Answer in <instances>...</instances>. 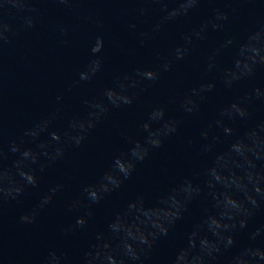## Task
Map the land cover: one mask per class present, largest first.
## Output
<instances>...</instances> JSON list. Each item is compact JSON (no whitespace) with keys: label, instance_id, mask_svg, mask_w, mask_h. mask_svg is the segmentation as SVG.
Segmentation results:
<instances>
[{"label":"clouds","instance_id":"9594fccd","mask_svg":"<svg viewBox=\"0 0 264 264\" xmlns=\"http://www.w3.org/2000/svg\"><path fill=\"white\" fill-rule=\"evenodd\" d=\"M57 2L69 6L73 0ZM136 2L141 5L136 9L140 16L151 12L143 6L146 4H159L164 13L152 25L151 31L139 32L140 45L143 46L152 39V33H160L168 24L188 17L203 3H216L217 0ZM245 2L249 0H223L228 5ZM30 4L31 0H0V50L18 35L13 25L4 19L5 14H11L13 9L17 13L36 12L37 9ZM169 4L175 6L169 8ZM239 10L237 7L214 8L212 15L183 35V43L172 49L170 57L161 56L155 66H141L130 73L116 74L100 96L82 98V110L72 115L65 127H54L61 118V109L57 108L25 129L18 139L11 140L8 151L0 143V210L6 204L19 202L29 188H38L43 175L64 161L70 149L81 148L112 109L134 105L147 86L160 81L176 62L186 60L192 47L207 40L210 32H223L231 16ZM22 21L24 29L35 26L32 15H24ZM98 23L102 24L101 21ZM137 27L135 23L129 25L132 30ZM66 31L61 29V32ZM105 43L104 36H95L88 49V58L78 69L76 79L67 86L68 92L92 82L102 72ZM225 55L229 57L228 63L222 62ZM259 69H264V23L240 37H229L211 49L205 56V74L214 72L222 88L236 94L219 106L215 117L200 128L195 141H187L189 145L198 144L197 155L205 158L204 166L194 176L180 177L174 186L160 194L158 205L166 211L155 221L145 223L144 195L129 200L111 214L105 229L95 233L75 264H145L156 242L169 234L196 200L203 202V214L188 232L185 246L176 252L171 264H217L228 253H232L228 264H264V246L258 244V241H264V224L250 228V221L264 208V120L248 126L257 111V101L264 106V87L254 85L243 92L238 91L242 83L254 79ZM216 89L217 83L203 76L196 86L186 89L178 99V111L182 117L199 116L202 105ZM63 98L57 96L56 100L59 103ZM182 117L172 116L167 104H154L138 125L141 138L122 133L127 149L113 156L93 182L83 184L76 198L66 201L68 211L77 215L75 223L63 228L62 234L86 228L94 214V206L121 189L136 172L138 164L179 132L184 122ZM241 126H244L243 131ZM2 132L0 119V137ZM45 136L47 138L42 139ZM65 190L66 185L62 182L49 186L19 217L20 223H36ZM245 231L248 243L241 245L238 237ZM39 264L72 262L68 252L51 248Z\"/></svg>","mask_w":264,"mask_h":264}]
</instances>
